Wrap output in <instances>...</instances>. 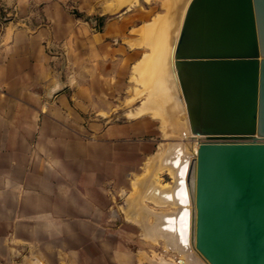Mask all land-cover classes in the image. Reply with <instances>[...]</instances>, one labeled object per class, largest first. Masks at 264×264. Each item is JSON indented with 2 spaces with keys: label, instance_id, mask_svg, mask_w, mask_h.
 Here are the masks:
<instances>
[{
  "label": "crops",
  "instance_id": "obj_1",
  "mask_svg": "<svg viewBox=\"0 0 264 264\" xmlns=\"http://www.w3.org/2000/svg\"><path fill=\"white\" fill-rule=\"evenodd\" d=\"M68 5L0 0V264L109 259L114 193L146 153L135 137L161 132L148 115L107 120L120 79L109 43L125 21L88 33Z\"/></svg>",
  "mask_w": 264,
  "mask_h": 264
},
{
  "label": "water",
  "instance_id": "obj_2",
  "mask_svg": "<svg viewBox=\"0 0 264 264\" xmlns=\"http://www.w3.org/2000/svg\"><path fill=\"white\" fill-rule=\"evenodd\" d=\"M175 67L193 136L252 137L199 144L192 246L208 264H264V0H190Z\"/></svg>",
  "mask_w": 264,
  "mask_h": 264
},
{
  "label": "bare ground",
  "instance_id": "obj_3",
  "mask_svg": "<svg viewBox=\"0 0 264 264\" xmlns=\"http://www.w3.org/2000/svg\"><path fill=\"white\" fill-rule=\"evenodd\" d=\"M189 2L190 0L163 1L164 6L168 9V16L171 17L167 28L164 20L166 14H157L153 19L130 28V31L136 30L143 38L140 41L130 40V45L144 44L150 47V51L144 52L133 64L132 75L135 81L150 77L151 82L144 85V82L141 81L143 89L140 88L136 93L138 95L144 94V98L136 108L127 111V115L135 117L150 111V114L160 115L166 121L172 122L176 113H181L186 126L183 133L185 140L174 142L173 146L165 147L163 151L159 150L146 161L147 167L153 166L154 168L146 177V185L143 186L144 195L141 196H145L146 200L150 198L165 209L159 212H152L147 206L144 207L146 210L143 209L142 202L145 197H141L143 199H140L141 206L139 207H136L135 204H129L128 213L133 217L134 224L124 225L125 232L119 229L120 227H116L112 236L115 245L109 253L111 257L109 256L108 259L106 250H103L102 259L98 264H208L191 243L190 214L192 202L187 184L191 161L195 158L197 148L202 141L252 140V137L234 136L208 138L193 136L190 132L186 107L175 67V49ZM119 3L122 4L121 0ZM119 3L118 6L121 7ZM110 6L106 10L114 11L117 8L115 5ZM170 31L172 32L171 36L169 35ZM160 111L162 114H159ZM160 116L159 118H161ZM171 126L176 128V123H171ZM162 154L164 156L160 158L159 156ZM163 174L170 175L172 179L169 183L164 182ZM133 185L134 187L138 185L136 180L133 181ZM184 191L187 192V197H185ZM149 214L152 215V220L148 219ZM187 214L188 219L185 218ZM184 220L188 221V224L184 223ZM133 230L139 232L141 237L138 235L136 237L135 232L130 233ZM143 241H146V248L161 242L163 248L168 249V251H175L179 257L164 259L162 256H157V253L153 251H151L152 254L148 253V249H140L137 254H134L132 250L139 247Z\"/></svg>",
  "mask_w": 264,
  "mask_h": 264
},
{
  "label": "rangeland",
  "instance_id": "obj_4",
  "mask_svg": "<svg viewBox=\"0 0 264 264\" xmlns=\"http://www.w3.org/2000/svg\"><path fill=\"white\" fill-rule=\"evenodd\" d=\"M109 1H112L113 3H110ZM118 1L120 2V0H70V5L66 6V9L76 23L86 27L88 33L92 30L100 31L104 22L108 19L116 21V25L122 21H125L126 23V28L122 32H118L115 38H113L109 43V46H111L113 49H116V57L119 58L120 79L119 93L115 95V98L113 99L114 101L112 102L113 108L119 111L118 117L107 120L123 122L126 120H136L140 117H144L146 119V115H148L150 117L146 120L154 122L156 125H161V132H158L157 127H151L152 131L139 134L135 137V141L140 144L139 147L141 149L139 150L141 151L144 149L146 150V153L139 157L140 159L137 157L134 171L132 173H128V175L125 177L128 178L120 183L118 193H114L115 204L110 216L111 221L112 224H117L118 227H120L119 229L125 232L126 229L124 228V225H126L125 222L128 220H126L124 216L123 208H127L129 204H135L136 207L141 206L140 199L142 200L145 197L141 195H144L143 186L146 185V177L149 176L152 168H154L153 166L151 168L146 166L147 159L155 155L159 150L163 151L165 147L170 148L173 146L174 142L184 141L185 139L183 137V133L185 132L186 126L181 113H176L172 122H170V120L166 121L164 117L159 115L163 121L165 119L163 122L158 115L156 116L153 113L150 114V111H146L147 113L138 117H131L127 115V111L136 108L137 105L140 104V101L144 98V94L138 95L136 93L140 88L143 89L141 81L144 82V85H147L148 82H151L150 77L148 79H141V81L139 79L138 81H135L132 75L133 64L143 55L144 52L150 51V47L144 44L130 45V40L140 41L143 39L136 30L130 31V28L153 19L155 16H157V14H166L164 20L166 21L167 28L169 27L171 17H169L170 15L168 16V9L164 6L163 1L165 0H121L122 4H120ZM118 3L121 5V7L118 6ZM110 5H112V7L115 5V7H117L116 10H106V8ZM170 32L169 35L171 36L172 32L171 34ZM159 114H162V112L160 111ZM86 120L88 124L91 122L104 124L106 119L88 117ZM171 123H176V128H173ZM161 156L163 157L164 155L162 154L159 157L161 158ZM163 177L165 183H169L172 179L169 174H163ZM132 179L137 181L138 185L136 187L132 186ZM142 203L143 209H145L147 206L152 212H159L165 209L150 198L146 200L145 197ZM152 218V215L149 214L148 219L152 220ZM132 232H135L134 234L136 237L137 235L140 236L139 232H136V230L130 231V233ZM143 243V245L141 244L139 247L132 250V252L137 254L140 249H148V253L152 254L151 251H153L157 253V256H162L164 259L169 260L173 257H179L175 251H168V249L163 248L161 242H157V244L153 246H148V248H146V241H143Z\"/></svg>",
  "mask_w": 264,
  "mask_h": 264
}]
</instances>
